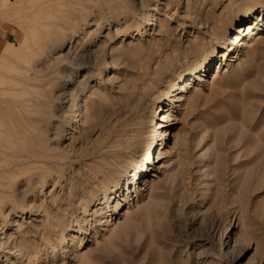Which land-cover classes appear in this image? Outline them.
<instances>
[{
    "label": "rangeland",
    "instance_id": "374dc122",
    "mask_svg": "<svg viewBox=\"0 0 264 264\" xmlns=\"http://www.w3.org/2000/svg\"><path fill=\"white\" fill-rule=\"evenodd\" d=\"M262 5L0 0V264H264Z\"/></svg>",
    "mask_w": 264,
    "mask_h": 264
},
{
    "label": "bare ground",
    "instance_id": "6f19581e",
    "mask_svg": "<svg viewBox=\"0 0 264 264\" xmlns=\"http://www.w3.org/2000/svg\"><path fill=\"white\" fill-rule=\"evenodd\" d=\"M254 1H258V2H260V3H262L263 4V2H264V0H254ZM263 1V2H262ZM252 2V1H251ZM263 7H262V9H261V13H259V14H262L263 15V19H262V23H264V5H262ZM255 11H256V8H255V6H249V8H247L246 9V11L245 12H241V14L238 16V18H241L242 16L244 17V15H249V17H254L255 16ZM256 22V17L255 18H252V20L249 22V23H247V24H242V25H239V26H237L236 27V29H237V32H238V34L236 35V36H234L235 37V39L237 40L239 37H240V34L241 33H246V34H252L253 33V31L255 30L254 29V23ZM259 23V22H258ZM264 25V24H263ZM247 29V30H246ZM240 41L242 40V39H239ZM102 48V47H101ZM53 51V50H52ZM68 53V52H67ZM65 55H66V53H65ZM72 58V57H71ZM219 67V66H218ZM69 73V72H68ZM200 73H202V69L201 70H199V71H197V72H195L194 74H190V75H188L187 77H185L179 84L178 83H176L175 84V89L173 90L172 88L168 91V94H169V97L168 98H161V105L160 106H158L157 105V107H156V110H155V112L153 113V115H152V126H155L156 127V129H161V131H162V139H164V141H163V143L162 144H164L165 143V146H164V148H163V151H162V153H165V150H166V148H167V146H168V142H167V136H171V134H172V131H170V126L173 124L172 122H171V120L173 119V117L171 118V116H172V114L171 113H168V106L169 105H171L172 103H174L175 101H176V99L178 98V96H179V94H186V93H188V91H189V89H188V86L190 85V83H192V82H194V80H197V81H199L200 79H202V77H200L201 75H200ZM218 72H216V75H215V77H217L218 75ZM199 79V80H198ZM192 87H194V85H191V88ZM64 89V88H63ZM55 91V90H54ZM66 91H68V90H66ZM73 91V90H72ZM178 93L175 97L173 96L174 95V93ZM54 93V92H53ZM63 95V94H62ZM71 95V94H70ZM66 96V95H65ZM69 96V95H68ZM77 96V95H76ZM71 101V100H70ZM81 102V101H80ZM76 103V102H75ZM43 104H45V103H43ZM142 104V103H141ZM46 105H48V104H46ZM143 105V104H142ZM151 105V104H150ZM153 105V104H152ZM72 106V105H71ZM79 106V105H78ZM75 108V107H74ZM74 110V109H73ZM81 110H82V108L81 107H79V108H77V111H78V113L76 114L75 113V117H78V116H81L82 115V112H81ZM75 111H76V109H75ZM160 114V115H159ZM175 119V118H174ZM75 128V127H74ZM153 128V127H152ZM162 128H165V129H162ZM76 130V129H75ZM161 131H160V133H161ZM154 134V133H153ZM152 135V134H151ZM155 135V134H154ZM161 139V140H162ZM153 143H154V140H151L150 142H149V144L148 145H153ZM161 144V145H162ZM153 147V146H152ZM148 149H149V151H151L152 149H150V147H148ZM145 150V149H144ZM145 152V153H143V156H142V159L140 160V161H142L141 162V167L139 168V171L135 174V176H136V179H138V176L141 174V173H144V171L146 170V169H149V167H150V163H149V153L150 152ZM141 154V153H140ZM154 159V158H153ZM139 161V160H138ZM127 167V166H126ZM148 167V168H147ZM144 176H145V174H144ZM135 183V181L134 182H132L130 185H127L128 187V189L130 190V187L132 186V185H135L134 184ZM134 190H136V188L134 189ZM133 190V191H134ZM132 190H130L129 191V194L130 195H132V192H133ZM115 193V192H114Z\"/></svg>",
    "mask_w": 264,
    "mask_h": 264
}]
</instances>
